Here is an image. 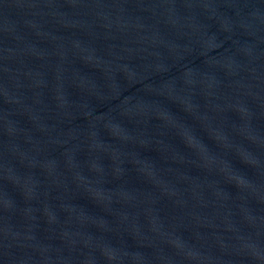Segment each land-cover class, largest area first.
Listing matches in <instances>:
<instances>
[{
    "label": "water",
    "instance_id": "water-1",
    "mask_svg": "<svg viewBox=\"0 0 264 264\" xmlns=\"http://www.w3.org/2000/svg\"><path fill=\"white\" fill-rule=\"evenodd\" d=\"M0 264H264V0H0Z\"/></svg>",
    "mask_w": 264,
    "mask_h": 264
}]
</instances>
